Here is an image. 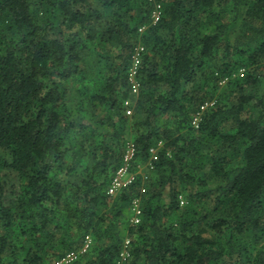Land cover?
I'll list each match as a JSON object with an SVG mask.
<instances>
[{"label": "trees", "instance_id": "16d2710c", "mask_svg": "<svg viewBox=\"0 0 264 264\" xmlns=\"http://www.w3.org/2000/svg\"><path fill=\"white\" fill-rule=\"evenodd\" d=\"M155 1L0 0V264H264V0Z\"/></svg>", "mask_w": 264, "mask_h": 264}, {"label": "built area", "instance_id": "2783aa9c", "mask_svg": "<svg viewBox=\"0 0 264 264\" xmlns=\"http://www.w3.org/2000/svg\"><path fill=\"white\" fill-rule=\"evenodd\" d=\"M154 6L153 12L151 14V25H155L161 18L162 15V6L160 3H157L155 0H149ZM147 26H143L139 28V35H143ZM145 49L141 44H138L134 48V52L132 55L131 66L128 71L127 79L130 86L129 98L124 101L125 114L128 117H131L134 110V105L136 100L138 99L140 93V83L138 81V72L142 62V56ZM240 76H243V71L239 72ZM214 102L206 103L201 107L200 112L194 117L192 124L194 127L198 126L200 121V117L203 111L210 106H213ZM162 146V143H159L158 146L150 149V159L144 166L134 167L135 158L137 155L136 145L130 140L126 143L125 152L123 156V162L121 167L118 169L116 174L114 175L108 189L107 195L109 197L117 196L124 188L132 185L137 176L142 173V170L152 169L154 162H157L159 159V149ZM137 169V170H136ZM180 206L183 207L185 205L184 198L180 196ZM132 216L130 218V224L135 225L139 224L141 221V206L140 200L134 199L132 201ZM130 239L126 238L123 242L122 250L118 259L117 264H125L126 260L130 256L129 248H130ZM93 245V240L91 236H86L83 242V245L78 250L69 251L63 256L59 257L54 264H76L79 262L90 250Z\"/></svg>", "mask_w": 264, "mask_h": 264}, {"label": "rangeland", "instance_id": "374dc122", "mask_svg": "<svg viewBox=\"0 0 264 264\" xmlns=\"http://www.w3.org/2000/svg\"><path fill=\"white\" fill-rule=\"evenodd\" d=\"M239 75V73L238 74H235V76H238ZM226 81H227V79L225 80V81H223L222 83H221V85L220 86H224L225 85V83H226ZM131 139H129L128 141H130ZM127 141V142H128ZM126 142V143H127ZM137 166H139V165H137ZM137 166L135 167V168H137ZM142 166V165H141ZM137 170V169H136ZM144 173H149L148 171H146V170H142V174H144ZM148 174H145L144 175V177L146 178V176H147ZM186 204V203H185ZM131 209H132V206H130V208H129V216H128V219H130L131 218V216H132V211H131Z\"/></svg>", "mask_w": 264, "mask_h": 264}]
</instances>
